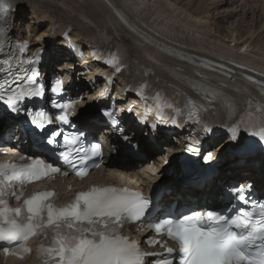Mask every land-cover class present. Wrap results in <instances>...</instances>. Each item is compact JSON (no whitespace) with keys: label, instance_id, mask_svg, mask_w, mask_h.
Segmentation results:
<instances>
[{"label":"snow or ice","instance_id":"6c2138e0","mask_svg":"<svg viewBox=\"0 0 264 264\" xmlns=\"http://www.w3.org/2000/svg\"><path fill=\"white\" fill-rule=\"evenodd\" d=\"M116 71H120L119 67ZM31 72L24 81L7 89L4 103L8 112L0 113V122L14 118L9 113L15 116L28 113L22 102L26 98L42 96V87L25 86L38 75L35 68ZM0 99L4 97L0 96ZM73 103L54 105L61 109L56 117L61 125L70 123ZM82 118L87 123L88 117ZM45 121L50 122L41 112L31 123L43 129ZM233 132H246L264 142V121L259 125L249 124L244 129L237 125ZM60 135L59 131L53 133L48 144H57ZM84 139L83 132H73L70 136L64 135V143L60 145L64 149L59 153L62 163L78 177L86 175L89 159L101 155L98 143L85 145ZM60 171V167L40 159H33L27 165L0 163V242L12 245L42 234L44 240L40 252L47 257L44 264H147L146 257L157 255L144 252L137 241L121 234L125 224L143 222L146 214L155 210L151 197L139 191L94 186L76 194L70 203L61 207L52 203L54 192L46 191L25 200L22 208L6 206L5 197L14 184L23 185ZM247 191L243 186L235 190L237 202L246 206L239 208L235 215L232 214L235 205L223 212L194 210L179 217L169 213L153 221L151 226L157 234L166 232L178 244L180 264H264V204H259V213L254 212L252 207L255 205ZM11 195L19 199L15 192ZM148 243L152 246L159 242L149 240ZM27 250L25 247L24 251ZM166 252L172 255L174 250L168 248ZM160 264L175 262L161 258Z\"/></svg>","mask_w":264,"mask_h":264},{"label":"bare ground","instance_id":"6f19581e","mask_svg":"<svg viewBox=\"0 0 264 264\" xmlns=\"http://www.w3.org/2000/svg\"><path fill=\"white\" fill-rule=\"evenodd\" d=\"M5 1L12 5L13 12L11 18L15 19L17 24L20 21L18 18L19 14L23 13L22 10H24V12H30L32 23L35 25L34 29H43L40 36L35 34V30H30L26 39L30 40L28 41L31 42V49L46 48L47 55H49L50 59L47 60L44 66L46 71L50 70V62L55 59L54 54L60 53L61 49L64 51L62 48L64 44L59 43V38H57L58 35H55L57 34L55 26L52 23L53 17H60L69 24L74 42L80 43L83 39L85 44H89L87 47H85L86 45H84L83 42L79 44L80 46H84L85 50L97 43H109L121 30H123V26L129 27L133 31V33H131L132 40L134 41L135 39L136 41L144 42L143 47L132 46L134 55V62L130 66L132 75L142 74L147 70L157 71V73L166 80L169 86L174 88L173 91L177 90L179 92L180 101L183 103L182 105L188 102H197L200 105H204L209 97L214 96H221L223 98L228 96L236 97L241 93V88H247L248 91L256 93L258 87L264 85V74L261 73L264 72V48L257 45L256 38L258 35L256 36L254 32H251L241 37H237V35L224 36L220 30H216L214 23H212L213 20L219 24L226 23L228 21L227 18H235L237 15L241 18L243 15L245 18L244 22L250 20V15L253 12L249 13V11L255 12V9L228 11L225 13L220 11L223 8H220L222 4L237 8L236 6L239 4V0H210V8L205 13L193 11V8L197 2L204 3L209 0H167L174 2V6L167 3L166 0L163 1V3L160 2V0L157 2L155 0L154 2L158 4L159 9H163V11L156 9L155 14L158 16V19L155 21H152V18L147 15L151 14L152 7L147 9V14H143L139 9L140 5H147L148 7V3H150L151 0H141L142 2L137 4L138 6L133 4V1L139 0ZM178 6H181L182 9L178 8ZM214 8L219 10H215ZM211 12H216L215 17L211 16ZM181 17H184L183 20ZM176 21H179L182 26L176 24ZM20 27L19 24V27H15L13 30L17 36L22 35L21 31H19ZM186 28L191 31L192 29H198L207 39H210L212 42H217L219 46L218 49L220 50L215 49L211 45H204V43L201 44V42L198 43L194 39L189 38V36H186L184 33V29ZM207 30H210V32L212 31L213 34H206ZM242 38H245L244 40L248 39L252 43L253 52L257 49L258 59L251 60V58L248 59L247 56L236 57L230 52H227L228 43L226 41L232 40L235 43H241L242 41L239 40ZM56 40L59 44H52V42H56ZM67 66L69 65H67L66 62L59 65L57 69L59 70V74H66L68 71ZM77 72L80 73L79 68ZM77 75L80 78L79 80L84 78V75ZM77 75L75 73L74 76ZM70 78L72 79V77ZM71 79H69V81H71ZM82 84H84V82H82ZM95 98H93V100ZM87 104L93 107L90 100ZM220 106L221 104L217 103V108ZM87 110L91 111V109H84L83 113ZM220 112L219 109V113ZM83 113L79 112L78 114V118L82 121ZM81 125L88 126L86 123ZM138 139L141 143V151L150 155L148 157L149 160L153 161L152 165L156 166L157 170H159V172L155 174L153 183H156V180H158V177L162 174L170 176L171 165L176 162L171 161L169 162L170 166L168 169H162L161 164L167 159L164 158L165 160H162L161 163L154 159V155L163 150V147L159 145L160 141L152 144L146 140ZM104 141L106 146H108L110 138H105ZM161 141L162 144L171 145L169 140L161 139ZM150 147H153L156 152L152 151ZM117 157V162L109 165L112 171L111 173L109 172L112 176L108 179L110 181L117 176L115 174H120L121 169H126L125 165L130 166L129 163L123 165L121 162L123 157L121 155ZM256 161L258 160H249L247 164ZM235 164L236 161L234 157H225L219 161V165L222 167L227 165L226 170L231 171L232 174L236 171ZM228 165H233V167ZM145 168L149 169L148 163H145ZM246 173H249V175H254L255 173L259 174L257 183L258 185H263L264 161H262L260 166L254 169V171L249 169ZM121 174H123V177L132 176L134 181L139 182V174L132 175L131 172L127 173L124 170H122ZM232 178L240 179L234 175L228 179ZM251 178L250 176V178L246 180H250ZM146 180L147 179L143 178L142 184H144ZM246 180L241 183L244 184ZM10 264L17 263L10 262Z\"/></svg>","mask_w":264,"mask_h":264},{"label":"rangeland","instance_id":"374dc122","mask_svg":"<svg viewBox=\"0 0 264 264\" xmlns=\"http://www.w3.org/2000/svg\"><path fill=\"white\" fill-rule=\"evenodd\" d=\"M155 0H151L150 3H148V7L147 5H140V10L141 12H143V14H147L148 11L147 9H149V7L152 9L151 10V14H147L148 16H150L152 18V21H155L156 19H158L157 15L155 14L156 12V9L157 10H162L163 9H159L158 7V4H156V2L158 0H156V2H154ZM163 1L165 0H160V2L163 3ZM227 1H230V0H227ZM142 1L139 0V1H133V4H140ZM167 3H170V5L174 6V2H170V1H167ZM244 3V4H243ZM145 4V3H144ZM240 4H243V5H240ZM138 6V5H137ZM177 7V6H175ZM223 7V8H222ZM237 8H235L234 6H225V5H221L220 8H222L220 11L225 13V12H228V11H239V10H242V11H246L247 9H255V12L254 11H249V13H254V16H253V13L250 15V20H247L246 22H244L245 18L243 17L242 15V18L240 16L237 15V17H231V18H227L228 21L226 23H217L215 22V20L212 21V23H214V26L216 28V30H220L221 33L224 35V36H234V35H237V37H241L242 35H245L246 33H251V32H254L257 36L256 38V42H257V45L260 46V47H263L264 48V31H263V24H264V0H239V4L236 6ZM178 8H181V6H178ZM210 8V0L207 1V2H204V3H200V2H197L195 5H194V8H193V11H196L198 13H205L209 10ZM215 9V8H214ZM215 10H219V9H215ZM23 13H24V16H23V13H20L19 14V23L16 24V27H19V24L20 26V30L21 31V34L23 35H27L29 33L30 30H35V25L34 23H32V20H31V17H30V12L29 11H25L22 10ZM216 15V12L213 13L211 12V16H214L215 17ZM23 18V19H21ZM182 20L184 17H181ZM180 18V19H181ZM234 18V19H232ZM231 19V20H230ZM162 20V19H160ZM261 22V24H260ZM159 23V21H158ZM157 23V24H158ZM171 24V23H170ZM176 24H179V26H182V24H180L179 21H176ZM189 28V27H188ZM43 32V29H37L35 30V34L40 36L41 33ZM184 33L186 34V36H189V38L191 39H194L195 41H197L198 43L201 42V44L204 43V45H211L212 47H214L215 49H218L219 46H218V43L217 42H212L210 39H207L204 35H202L198 29H192L189 30V29H184ZM214 44V46H213ZM220 50V49H218ZM251 60H256L258 59V54H257V49L255 52H253L251 55ZM61 62L58 63V65H60ZM57 65V64H56ZM68 71H67V75L68 73H73V68L71 66H68ZM77 75V74H76ZM76 77H79L78 75ZM81 81V80H80ZM82 82H84L83 87L82 89L83 90H87L88 88V78L87 76L85 75L84 78L82 79ZM162 157H166V153H164V155ZM156 167L154 166H151L150 169H146L145 167L142 168V169H138L136 170L135 172H139L142 179H152V177H154L155 173L157 172V170H155ZM144 174V175H143ZM150 175V178H148Z\"/></svg>","mask_w":264,"mask_h":264}]
</instances>
